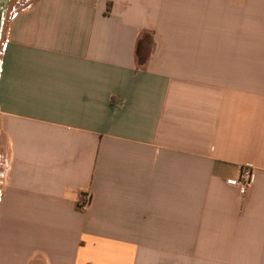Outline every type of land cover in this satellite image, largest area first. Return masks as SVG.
<instances>
[{"label":"crops","instance_id":"obj_1","mask_svg":"<svg viewBox=\"0 0 264 264\" xmlns=\"http://www.w3.org/2000/svg\"><path fill=\"white\" fill-rule=\"evenodd\" d=\"M0 264H264V0L14 10Z\"/></svg>","mask_w":264,"mask_h":264},{"label":"built area","instance_id":"obj_2","mask_svg":"<svg viewBox=\"0 0 264 264\" xmlns=\"http://www.w3.org/2000/svg\"><path fill=\"white\" fill-rule=\"evenodd\" d=\"M5 167L8 168L9 164L5 161ZM228 184L235 186L239 189L241 195L246 196L255 182V168L245 166L241 169V172L237 178L229 179ZM93 202V196L91 192H85L82 194L79 201V208L82 210L88 209Z\"/></svg>","mask_w":264,"mask_h":264},{"label":"rangeland","instance_id":"obj_3","mask_svg":"<svg viewBox=\"0 0 264 264\" xmlns=\"http://www.w3.org/2000/svg\"><path fill=\"white\" fill-rule=\"evenodd\" d=\"M2 2V3H1ZM29 4V0H0V39L3 40L7 31V23L10 14L14 10L21 9ZM4 18L7 20L6 23Z\"/></svg>","mask_w":264,"mask_h":264},{"label":"trees","instance_id":"obj_4","mask_svg":"<svg viewBox=\"0 0 264 264\" xmlns=\"http://www.w3.org/2000/svg\"><path fill=\"white\" fill-rule=\"evenodd\" d=\"M145 62H146L145 57H141V58H140V63H141V64H144Z\"/></svg>","mask_w":264,"mask_h":264},{"label":"bare ground","instance_id":"obj_5","mask_svg":"<svg viewBox=\"0 0 264 264\" xmlns=\"http://www.w3.org/2000/svg\"><path fill=\"white\" fill-rule=\"evenodd\" d=\"M2 3V2H1Z\"/></svg>","mask_w":264,"mask_h":264}]
</instances>
